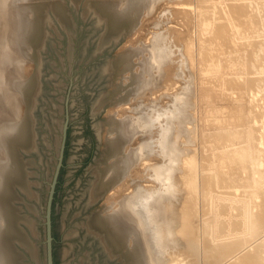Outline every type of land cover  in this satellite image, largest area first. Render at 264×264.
Segmentation results:
<instances>
[{
	"label": "bare ground",
	"instance_id": "obj_1",
	"mask_svg": "<svg viewBox=\"0 0 264 264\" xmlns=\"http://www.w3.org/2000/svg\"><path fill=\"white\" fill-rule=\"evenodd\" d=\"M28 1L11 3L12 18L1 10L4 58L18 51L35 57L43 9ZM95 6L107 28L101 45L121 35L131 42L107 70L123 74L109 96L130 102L121 114L130 110L133 119L109 117L90 199L110 188L117 199L111 210L95 214L89 229L122 264H194L193 256L195 264H264V0H97ZM54 9L65 15L60 4ZM191 66L204 77L191 74ZM151 69L158 75L148 78ZM180 69L188 80L172 92V104L159 108L154 100L156 112H136L152 76L172 85ZM10 78L23 89L28 109L20 120L0 116V264H26L15 241L35 257L37 247L25 240L12 199L14 185L25 182L18 147L33 144L35 78ZM192 94L201 103L200 126L188 112ZM127 191L131 198L123 200Z\"/></svg>",
	"mask_w": 264,
	"mask_h": 264
},
{
	"label": "rangeland",
	"instance_id": "obj_2",
	"mask_svg": "<svg viewBox=\"0 0 264 264\" xmlns=\"http://www.w3.org/2000/svg\"><path fill=\"white\" fill-rule=\"evenodd\" d=\"M5 1L9 5H2ZM96 1L29 0L28 2L37 3L42 7L44 20V33L40 41L36 43L34 59L20 51L4 58L3 51L7 46L3 45L6 39L2 32L4 24L0 19L1 117L5 118L6 116L7 119L10 117L12 120H20L28 109L23 89L16 86L10 77H15L14 81L22 82L30 80L32 76L35 78L34 100L31 105V117H33L32 121L34 120V124L32 122L33 144L31 147L24 145L18 147V158L23 165L25 182L14 185L15 195L12 199L18 217L17 222L19 221L18 226L25 236V240L28 239L37 247V256L35 257L23 243L24 241L23 244L20 240L15 241L26 264L48 263L47 231L49 222H51L53 261H55L53 264H122L120 257L110 255L105 250L99 236L89 229L88 222L96 213L105 208L111 210L113 206L111 202L117 199L114 188H110L101 194V197L91 200V190L95 181V170L100 167L104 155L105 132L109 117L114 113L122 119H133L130 116L132 112H130V102L121 105L118 102L115 103L109 96L113 83L123 74L119 76L117 72L111 74L112 72L107 70L111 62L115 63L117 54L131 42L127 41V37L121 35L115 41L105 39L101 45V37L105 35L107 28L96 19L98 18L94 8ZM12 2L14 0H0V18L4 14L7 18H12L10 10L14 4L11 5ZM54 4H60L63 7L64 16L59 14L60 11L54 9ZM2 8L4 14L1 11ZM146 62L148 61H145V64H148ZM145 64V68L148 67ZM22 65H26L27 69L23 70ZM188 68L186 69L191 74L195 72L197 78L199 77L198 69L192 68V66ZM132 69L139 71L136 66H132ZM150 72L151 74L147 75L148 78L151 77L149 75H158L156 70L151 69ZM186 74L182 69L178 71L177 79L179 81L176 80V83H173L175 86L166 83L163 77H156L157 80L159 79L157 81L152 76L154 82L151 78L149 79L151 83L148 82L150 89H145L146 94L144 91L143 94H140L141 96L137 97L143 99V95H145V99L148 97L149 100L143 99L144 102H142L135 98L132 102L139 101L140 104H145L143 106L148 108L147 110L139 105L136 108H142L141 113L147 112L149 116L156 112L158 107L172 104V101L168 100L172 97L171 94L175 89L178 92L180 90L178 87H182L187 82ZM189 79L193 91L194 89L196 91L195 79ZM154 83H158L157 86ZM153 84L155 86L152 87ZM149 90H151L150 93ZM161 90L169 92L164 94V97L161 95L164 93ZM262 93H259L258 96H261ZM157 96L160 99L159 97L157 99ZM192 97L188 112H190V117L196 120L195 124L200 126L203 122L200 121L197 108L201 103H198L195 94ZM104 98L106 99L102 100ZM14 100H17L18 103L14 102L13 104ZM154 100H160V102L156 101V104ZM145 101H149V103ZM195 101L197 102L195 103ZM260 102L263 103L264 99H261ZM15 103L17 104L15 105ZM158 103L163 104L158 105ZM125 106L130 109L126 111L129 113L122 112L121 114V109ZM135 109L133 113L137 110ZM152 109L153 111L150 113ZM145 116L147 117V115ZM151 125H149L151 129H157V125L154 123ZM129 193L130 191L123 192L121 198L123 200L131 198L129 196L133 192ZM125 207L127 206L123 205L122 209H126ZM144 255L147 257L148 253L144 252ZM193 259L197 261L196 256H193ZM196 261L192 260L191 262L195 264ZM181 263L182 261L178 262V264ZM184 263L189 262L187 260L182 264Z\"/></svg>",
	"mask_w": 264,
	"mask_h": 264
},
{
	"label": "water",
	"instance_id": "obj_3",
	"mask_svg": "<svg viewBox=\"0 0 264 264\" xmlns=\"http://www.w3.org/2000/svg\"><path fill=\"white\" fill-rule=\"evenodd\" d=\"M47 236H48V248H47V264H53V246H52V231H51V222H49L48 225V231H47Z\"/></svg>",
	"mask_w": 264,
	"mask_h": 264
}]
</instances>
